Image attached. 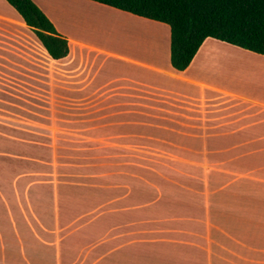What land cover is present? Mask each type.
<instances>
[{
  "label": "rangeland",
  "instance_id": "374dc122",
  "mask_svg": "<svg viewBox=\"0 0 264 264\" xmlns=\"http://www.w3.org/2000/svg\"><path fill=\"white\" fill-rule=\"evenodd\" d=\"M33 1L76 46L52 61L4 1L14 13L0 17V186L157 188L211 182L210 167H228L233 142L199 141V128L181 119L184 104L167 95L166 85L152 87V80L181 86L166 75L168 25L92 0ZM204 43L201 54L215 56L211 73L246 70L251 52L212 38ZM87 68L98 80L123 84L124 93H87ZM133 79L142 85L134 87Z\"/></svg>",
  "mask_w": 264,
  "mask_h": 264
},
{
  "label": "crops",
  "instance_id": "0c3cea01",
  "mask_svg": "<svg viewBox=\"0 0 264 264\" xmlns=\"http://www.w3.org/2000/svg\"><path fill=\"white\" fill-rule=\"evenodd\" d=\"M4 1L0 17H13ZM203 44L185 70L169 63L181 88L151 84L184 104L181 119L199 128V141L233 142L231 166L210 167L211 182L157 188L0 186V264H264V55L249 51L246 70L224 77L208 71L215 56L201 54ZM87 70V93H124Z\"/></svg>",
  "mask_w": 264,
  "mask_h": 264
},
{
  "label": "trees",
  "instance_id": "16d2710c",
  "mask_svg": "<svg viewBox=\"0 0 264 264\" xmlns=\"http://www.w3.org/2000/svg\"><path fill=\"white\" fill-rule=\"evenodd\" d=\"M47 54L61 59L68 40L33 0H6ZM169 27V63L185 70L207 38L264 55V0H92Z\"/></svg>",
  "mask_w": 264,
  "mask_h": 264
}]
</instances>
